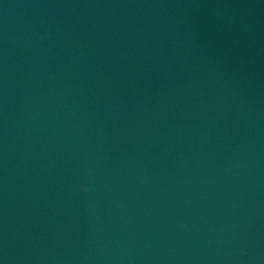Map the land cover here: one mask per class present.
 Segmentation results:
<instances>
[{"label":"water","instance_id":"water-1","mask_svg":"<svg viewBox=\"0 0 264 264\" xmlns=\"http://www.w3.org/2000/svg\"><path fill=\"white\" fill-rule=\"evenodd\" d=\"M0 264H264V0H0Z\"/></svg>","mask_w":264,"mask_h":264}]
</instances>
